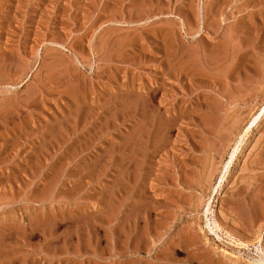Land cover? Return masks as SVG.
<instances>
[{"label":"rangeland","instance_id":"374dc122","mask_svg":"<svg viewBox=\"0 0 264 264\" xmlns=\"http://www.w3.org/2000/svg\"><path fill=\"white\" fill-rule=\"evenodd\" d=\"M263 105L264 0H0V264L264 262Z\"/></svg>","mask_w":264,"mask_h":264},{"label":"bare ground","instance_id":"6f19581e","mask_svg":"<svg viewBox=\"0 0 264 264\" xmlns=\"http://www.w3.org/2000/svg\"><path fill=\"white\" fill-rule=\"evenodd\" d=\"M259 108V107H258ZM257 112V111H256ZM253 117V116H252ZM264 117V105L262 106V107H260L259 109H258V112L255 114V116L253 117V119H252V121H251V124H250V126L248 127V128H250V127H252L254 124V126H256V122L259 120V119H261V118H263ZM251 120V119H250ZM250 122V121H249ZM258 123V122H257ZM235 149V148H234ZM234 155H235V151L231 154V156H230V159H228V163L227 164H229L232 160H233V158H234ZM258 161V160H257ZM258 162H260V161H258ZM227 164L225 165V166H227ZM260 163H258V166H264V164L263 165H259ZM226 167H224V169H225ZM263 177V176H262ZM222 180V179H221ZM255 204V203H254ZM252 206V205H251ZM258 208H259V206H257ZM257 208V212H259L260 211V208L258 209ZM242 209H244L243 207L241 208V210ZM247 209V208H246ZM253 209V208H252ZM255 211H256V207H255V209H254ZM259 210V211H258ZM254 211V212H255ZM240 212V211H239ZM245 212V211H244ZM253 212V211H252ZM251 213V212H250ZM256 213V212H255ZM262 212H260V214L259 213H256L257 214V216L258 215H262L261 214ZM248 214V213H247ZM256 214H253V216L255 217V215ZM250 216V215H249ZM241 217V216H240ZM253 217V218H254ZM259 217V216H258ZM250 219L251 220V223H249L248 225H250V224H252V221L254 220V219ZM248 220V219H247ZM245 221V220H244ZM247 223V222H246ZM244 224V223H243ZM218 228H219V226L218 225H216ZM247 229V228H246ZM218 237V236H217ZM218 238H220V237H218ZM209 238H207V240H208ZM231 239V238H230ZM230 239H228V240H230ZM205 240V239H204ZM240 241V240H239ZM230 242V244L231 245H236L235 243L233 244V242L232 241H229ZM238 243L239 242H237V245H238ZM239 244H241V243H239ZM244 244V243H243ZM232 249V248H231ZM222 250V252H223V254L225 255V256H227V257H229V259L230 258H236V255L235 254H233L232 252H230V251H228V250H226V249H221ZM241 250V249H240ZM238 252V251H237ZM244 259V258H243ZM250 263V262H249ZM259 264V263H258ZM260 264H264V262L262 261V262H260Z\"/></svg>","mask_w":264,"mask_h":264}]
</instances>
